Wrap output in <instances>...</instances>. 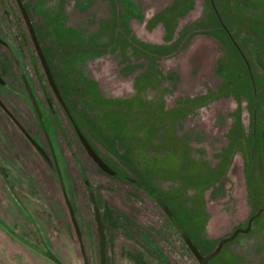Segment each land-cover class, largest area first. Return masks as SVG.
Returning a JSON list of instances; mask_svg holds the SVG:
<instances>
[{"label":"flooded vegetation","instance_id":"1","mask_svg":"<svg viewBox=\"0 0 264 264\" xmlns=\"http://www.w3.org/2000/svg\"><path fill=\"white\" fill-rule=\"evenodd\" d=\"M28 1L0 0V229L55 264H264V0H34L60 23L48 44ZM75 76L120 113L110 135ZM159 107L178 152L165 177L115 139L143 108L161 123ZM183 144L217 164L207 184L181 167ZM102 192L128 236L108 226Z\"/></svg>","mask_w":264,"mask_h":264},{"label":"rangeland","instance_id":"2","mask_svg":"<svg viewBox=\"0 0 264 264\" xmlns=\"http://www.w3.org/2000/svg\"><path fill=\"white\" fill-rule=\"evenodd\" d=\"M34 2V0H29L26 6L29 8L32 16H40L39 19H37L36 17L33 18L34 29H36L38 35L41 36L42 39H45L43 43L48 44L49 38L56 37L55 30L60 27V23L59 20L55 18L52 23L54 24L56 20L57 23H55V26H53V24L51 23V19L47 16L46 9L41 8L39 7V5H37L36 9L34 10ZM40 10L42 11V13ZM52 28H54L53 31ZM24 31L27 35L28 33L26 26H24ZM195 42L196 37L191 41L190 45H188V49L193 48L195 46ZM75 77L76 79L74 78L71 83L73 96L76 95L75 97L77 102L82 104L84 108H86L87 111L90 112L91 118L94 117V122L92 121V119H89V123L93 124L91 126L94 127V130L97 131L99 129L100 131L102 130L103 133L108 134L109 132L108 130H106V128L109 124H114V120H116L120 116V113L107 106L109 99L106 96H104L103 98L98 94H94L93 96L91 93H89L91 88L81 89L84 87L82 80L78 76ZM134 97H138V95H135ZM136 100L137 99H134V101H128L127 103L132 104ZM145 111L146 109L143 108L140 114L134 116L132 118L133 121L131 122L130 126L123 127L122 124L117 122L119 125H121V127H117V129L119 130L116 131L118 135H115V139H117V141L119 140L118 148L123 152L125 151V155L124 153L123 155L130 160V164H134L142 173H145L146 169H153L156 172V176L159 175L165 177L168 175V173H165V171L170 169L168 167L170 165H175V160L178 155L176 149L177 147H173L174 141L171 139V135L169 136V134L162 132L165 128V125H163L161 120L165 115L162 108L159 107V121L161 123L155 122L153 120L155 119V116L151 115L150 111L147 113ZM146 131H151L152 136L157 138V140H153V143H150ZM160 131L162 132V134ZM108 135H110V133ZM108 135H103L104 139H108ZM163 140L166 141L163 142ZM247 140L248 138L245 140L246 142L244 141L245 143L243 142V144L246 145L247 143L251 146L249 148L250 151H248V158L246 159L247 162L245 163V165L250 167L252 163V165L256 167L260 159L259 153L258 151H252V139L248 141ZM156 141H158L157 144H163L166 146H164L163 148H155L154 146ZM181 149L183 158L181 160V167L185 170V172H189L192 175V184L196 186H203L207 184L211 179V176H215V174H212V172H214V170L218 167L217 164L205 160L199 164V161L197 159H193L192 157L196 154V152H200L199 150L195 148L193 151V149L189 148L186 144L181 145ZM1 154L2 153H0V155ZM160 167L164 168L163 171L161 170L162 168L157 171V169H159ZM222 167L223 166L221 165L219 166L220 169ZM172 170L173 168L169 172H171ZM200 170L204 173V175L197 178L193 173ZM24 187L28 192L27 198L35 199V191L31 192L26 185H24ZM45 190L48 195L47 198L51 203L54 198L48 188ZM100 197L102 201L105 202V204L102 205L103 215H105L106 218H110V221H112L108 224V226H110L113 231H117L121 236H128L130 226L128 223L126 209L118 202H116L115 199L106 192H102ZM161 198H164L166 201L169 196H164L162 194ZM2 209L3 206L0 204V213L2 212ZM12 222L19 228L20 224L17 221L15 222L12 220ZM197 226L199 227V225ZM127 251H132L131 247H128ZM222 252L223 251H220L217 256L214 257V259L217 257L220 258L222 256ZM12 261L17 264H55L49 257L38 254L22 241L18 240L15 237L9 236L6 232L0 229V262L4 264H12ZM128 264H133V261L129 260Z\"/></svg>","mask_w":264,"mask_h":264},{"label":"water","instance_id":"3","mask_svg":"<svg viewBox=\"0 0 264 264\" xmlns=\"http://www.w3.org/2000/svg\"><path fill=\"white\" fill-rule=\"evenodd\" d=\"M215 251H216V250H214V251H212L211 253L205 255L203 258H204V259L208 258V257H209L210 255H212Z\"/></svg>","mask_w":264,"mask_h":264}]
</instances>
